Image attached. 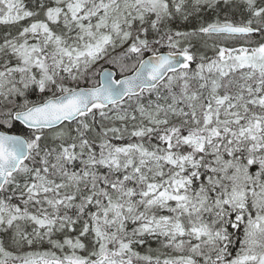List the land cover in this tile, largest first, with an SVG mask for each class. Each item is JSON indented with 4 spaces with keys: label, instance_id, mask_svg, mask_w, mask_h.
Masks as SVG:
<instances>
[{
    "label": "snow or ice",
    "instance_id": "6c2138e0",
    "mask_svg": "<svg viewBox=\"0 0 264 264\" xmlns=\"http://www.w3.org/2000/svg\"><path fill=\"white\" fill-rule=\"evenodd\" d=\"M0 264H264V0H0Z\"/></svg>",
    "mask_w": 264,
    "mask_h": 264
}]
</instances>
